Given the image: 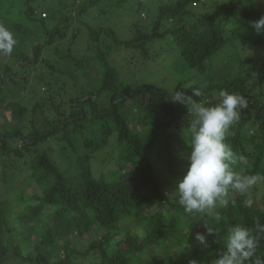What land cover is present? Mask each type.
<instances>
[{"label": "trees", "instance_id": "16d2710c", "mask_svg": "<svg viewBox=\"0 0 264 264\" xmlns=\"http://www.w3.org/2000/svg\"><path fill=\"white\" fill-rule=\"evenodd\" d=\"M125 1L0 0V24L17 40L0 59V264H213L232 227L264 224V180L230 190L227 206L185 213L175 192L190 117L173 91L142 76L159 67L174 92L200 88L211 103L221 90L244 96L225 142L243 158L233 170L264 176V34L251 27L264 0H157L151 19L134 17L122 39L100 18L143 10ZM164 54L172 66L157 62ZM104 164L113 167L105 173Z\"/></svg>", "mask_w": 264, "mask_h": 264}, {"label": "clouds", "instance_id": "9594fccd", "mask_svg": "<svg viewBox=\"0 0 264 264\" xmlns=\"http://www.w3.org/2000/svg\"><path fill=\"white\" fill-rule=\"evenodd\" d=\"M251 27L264 34V15L251 21ZM17 44L14 34L0 24V55H11ZM193 96L200 97L199 101ZM200 88H193L192 95L173 90L172 103H179L188 110L190 121L187 135L191 153L188 156L186 172L179 180L175 194L178 204L185 213L203 214L217 205L227 206L229 191L245 194L264 176L243 175L233 170V165L243 159L225 142L229 128L240 119L241 112L248 107L247 99L227 90L219 92L215 103L206 101ZM255 233V234H253ZM219 235L207 227V234ZM205 234L196 233L195 239L208 247ZM264 239V224L256 221L250 229L237 224L223 237L224 250L213 264H264V256L258 255L261 240ZM191 264H196L192 261Z\"/></svg>", "mask_w": 264, "mask_h": 264}, {"label": "rangeland", "instance_id": "374dc122", "mask_svg": "<svg viewBox=\"0 0 264 264\" xmlns=\"http://www.w3.org/2000/svg\"><path fill=\"white\" fill-rule=\"evenodd\" d=\"M127 1H129V0H126L125 2H127ZM141 1H142V5H143V7H142L143 10H141L140 13L135 8L132 11L131 10L123 11V9H120L119 11L115 10L112 14H106L103 19H102V17H103L102 16L100 18L101 23L111 26L115 30V32L119 38H122V39L127 38V36L129 35L128 24H129L130 20H132L136 16L138 17V15H139L141 19L144 20L147 18V21H148L151 19V15L154 14L156 11L157 0H141ZM52 2H54V0H46V3L44 5H46V7H47L49 5L48 3L51 4ZM40 5L44 6L43 4H40ZM127 5H126V7H127ZM19 49L21 51H22V49L30 50V48L27 46H25L23 48L20 47ZM258 54H261V53H258ZM113 55H114V59H116V63H121L123 61V59L125 58L126 51L124 49H120L118 52H114ZM8 56L9 55H7V56L0 55V59L2 61H6ZM157 62L159 64H166V65L172 66L174 64L175 60L173 57L164 54L163 58L158 60ZM215 66H216V63H215ZM158 68L159 67H154L152 70L151 69L147 70V71L144 70L142 72V76L146 77V79L150 82H153V83H156L158 85L163 86L169 92L175 90L176 82H174V80L171 82V80H169L170 78H168V77L166 78V80H164L160 75H158V73L160 72ZM222 73L223 72H221L219 75L222 76ZM67 86L70 87L69 85H67ZM195 100L199 101V99H195ZM187 114L189 115L188 110H187ZM128 117H129L128 122L130 123L131 127H135L139 123V118L133 116L132 114H130V116H128ZM98 155H100V154H98ZM93 159H95V160H93ZM93 159L91 160L93 168L101 170L102 167L99 165V163H100L99 161L101 160V158L99 156H97V158L95 157ZM104 166L105 167L103 168V170L105 173L109 172V170H111L113 167V166L112 167L107 166V164H104ZM70 173H72L71 169H70ZM14 183H16L18 185L20 183V181L14 180ZM6 186L7 185L4 182H2V179L0 178V196H1V194L3 195V193L5 192ZM12 193L10 191H8V195H12ZM255 197H257V198L260 197V190H258L256 192ZM255 202H256V200H255ZM15 205H17V204H15ZM109 231H115V229L113 228V229H110ZM60 233H63V231L60 230ZM88 236H89L88 234H84L82 242H81V244H84L85 247L90 242ZM57 243L60 245H63L64 238L60 237L58 239ZM149 250H150V248H149ZM62 256H63V254H60V257H62ZM153 256H157V255L154 254ZM135 260L137 261V259H135ZM6 264H13V263H11V261H8ZM23 264H27V263L25 262Z\"/></svg>", "mask_w": 264, "mask_h": 264}, {"label": "built area", "instance_id": "2783aa9c", "mask_svg": "<svg viewBox=\"0 0 264 264\" xmlns=\"http://www.w3.org/2000/svg\"><path fill=\"white\" fill-rule=\"evenodd\" d=\"M42 15L44 16V13Z\"/></svg>", "mask_w": 264, "mask_h": 264}]
</instances>
